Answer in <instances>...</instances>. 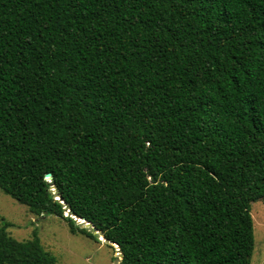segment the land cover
I'll use <instances>...</instances> for the list:
<instances>
[{"label":"trees","instance_id":"obj_1","mask_svg":"<svg viewBox=\"0 0 264 264\" xmlns=\"http://www.w3.org/2000/svg\"><path fill=\"white\" fill-rule=\"evenodd\" d=\"M0 189L117 264H250L264 0H0ZM8 226L0 264H54Z\"/></svg>","mask_w":264,"mask_h":264},{"label":"rangeland","instance_id":"obj_2","mask_svg":"<svg viewBox=\"0 0 264 264\" xmlns=\"http://www.w3.org/2000/svg\"><path fill=\"white\" fill-rule=\"evenodd\" d=\"M250 213L254 235L250 264H264V200L251 202ZM3 222L9 223L7 231L16 239H28L36 233L43 248L54 257V264L118 263L116 246L95 234L91 238L80 231L71 232L67 223L55 215L34 214L0 189V225Z\"/></svg>","mask_w":264,"mask_h":264},{"label":"water","instance_id":"obj_3","mask_svg":"<svg viewBox=\"0 0 264 264\" xmlns=\"http://www.w3.org/2000/svg\"><path fill=\"white\" fill-rule=\"evenodd\" d=\"M45 176L48 180L51 179L50 173H47ZM51 190L52 191L54 190L53 184H52ZM53 193H54V196L56 199L61 200L59 194L55 190ZM64 206L67 207V204H64ZM73 217H74V219H76V221L79 225H82L84 227L89 228L98 238L103 239V241H105L108 244H112V245L116 246L117 255L119 258H121V250H120L119 246L116 243L111 242L108 238H105L102 231L97 230L89 221H86L84 218H80V217H77L75 215H73ZM114 263H117V261H114Z\"/></svg>","mask_w":264,"mask_h":264}]
</instances>
